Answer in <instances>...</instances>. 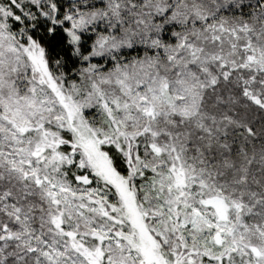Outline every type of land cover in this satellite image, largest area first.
<instances>
[{
	"label": "snow or ice",
	"instance_id": "1",
	"mask_svg": "<svg viewBox=\"0 0 264 264\" xmlns=\"http://www.w3.org/2000/svg\"><path fill=\"white\" fill-rule=\"evenodd\" d=\"M0 264H264V0H0Z\"/></svg>",
	"mask_w": 264,
	"mask_h": 264
}]
</instances>
